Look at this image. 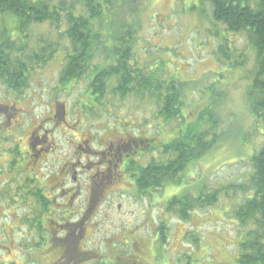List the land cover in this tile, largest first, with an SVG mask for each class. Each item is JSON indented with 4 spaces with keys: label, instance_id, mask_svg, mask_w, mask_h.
Here are the masks:
<instances>
[{
    "label": "rangeland",
    "instance_id": "1",
    "mask_svg": "<svg viewBox=\"0 0 264 264\" xmlns=\"http://www.w3.org/2000/svg\"><path fill=\"white\" fill-rule=\"evenodd\" d=\"M133 1L136 6L135 20L129 16L132 14L127 8L122 9V12L115 11L112 15H116V21L122 16L127 23H133L134 20L135 23L141 24L135 48L139 63L152 65L155 72H161L163 79H169L171 76L179 82L187 83L189 87L194 86L191 92L195 91V93L183 88L186 92H182L185 96L184 101L190 104L186 110L190 115L188 114L184 126L194 122L201 110L217 101L215 113L218 121V141L211 152L200 161L191 164L189 172H185L186 177L181 185L167 186L161 192H154L153 197L147 196L143 199L132 196L133 193L130 191L132 188L128 183H121L108 189L105 192L107 196L101 197L96 202L89 217L84 221L87 231L85 238L89 239L86 245L89 249L94 248L100 253L110 245L111 249L106 250L110 256L105 260L109 264H118L117 257L125 261L124 264H237L239 232H246L250 227H238L239 224L233 219L232 212L245 201V198H248L245 194L237 189L222 192L219 203L214 207L216 212L214 216L211 215L210 210L207 216L206 211L198 212L189 222H182L165 214L164 209L174 196L186 192L197 197L200 191L207 193L230 185L239 186L248 183L252 172L250 160L263 144L261 132L263 129L256 124L249 100L257 69L256 54L249 45L246 33L227 32L224 25L215 21L213 7L207 1ZM115 19H111L113 29L118 27ZM14 27L15 22L10 16H0V32L4 29L10 32ZM30 34V50L43 48L49 41L55 40L54 31L46 25L32 28ZM63 51L42 70H38V74L31 80L25 99L8 95L0 87V104L9 108L13 118L11 125L7 115L0 114V130L4 133L1 135L0 132V151L15 148L17 145L21 149L24 148L28 134L34 127L39 126L35 132H42L41 136L48 138L44 140L42 137L36 146L38 148L41 146L44 150L48 149L51 154L49 158L46 153L44 155L46 158L39 159L43 164L36 166L35 169L25 166L24 169L15 172V178L22 180L27 176L26 173L39 170L41 167L58 173V170L64 169L66 164L71 167L72 159L76 158L78 178L84 186L87 175L84 173L83 165L89 166L87 163L91 158L85 157L81 148L75 149L82 134H87L86 139L90 135L94 136L89 144L95 150L100 149L103 144L107 145L115 136H122L120 134L122 132L131 136L141 135L142 138L155 139L152 140L153 142L162 141L169 136L173 139L176 136V132L167 133L174 124L166 126L156 115V109L150 101L139 102L129 99L120 105L122 110L119 113L113 110L112 105L106 106V113L98 118L84 120L80 117V111L77 109L82 106L79 105L78 100L81 99V93L86 88V82L81 80L71 91L62 90L58 80L65 60ZM56 102H58L56 108L60 113L62 106H66L69 122L73 128H80L79 131H70L66 125L56 128L48 124L49 120H44L45 116L48 117L51 111L55 110ZM15 104L18 109L23 108L26 111V115L21 120L18 117L15 119L12 115ZM2 110L4 111V108ZM134 115H137V118ZM16 120L20 125L17 128ZM127 122L133 125L125 124ZM162 128H165V133ZM207 128V125H203L202 131ZM15 130L17 137L14 143L12 134ZM3 135L6 141H3ZM43 141L46 143H42ZM50 146H53L54 150L50 149ZM84 149L87 150V147ZM3 151L1 153L5 152ZM8 152L0 157L2 166L0 169L2 174L0 175V264H51L56 249L51 250L52 242L48 238L45 243L41 241L40 246L32 250L33 255L23 247V245L30 247L38 239L35 237L32 244H28L30 235L23 220L29 210L25 206L26 202L19 200L17 203L13 201L12 203L6 200L8 195L4 196V181L10 178L9 171L20 169L21 163L24 162V157L22 158L24 154L20 151L21 154L17 153V159L16 156L14 158L16 160L12 169L8 162L13 160V157ZM151 157L146 153L144 158L149 160ZM31 159L35 160L33 156ZM41 175L39 173L38 177L40 178ZM52 176L55 177L50 178L51 187L54 186V182H59L56 175ZM16 182L20 183V181ZM53 192L52 189L50 196L55 198L56 194ZM85 192L83 188L80 197L75 199L73 207L70 204L66 206V210L79 213L78 218H72L74 222L81 219V215L85 214L84 211L90 205ZM62 203L63 201L58 200L57 205ZM12 204H15L14 208L10 207ZM57 205L54 209L59 210V217L51 219L63 223L65 209ZM162 222H167L170 227L166 246L160 242L156 232L157 226ZM49 227L50 230H56L52 223ZM42 235L46 236L48 233L44 232ZM37 249L42 250L37 251ZM46 249H50L51 253H45ZM30 257L31 260L36 261L30 263ZM40 259L41 262L38 261Z\"/></svg>",
    "mask_w": 264,
    "mask_h": 264
},
{
    "label": "trees",
    "instance_id": "2",
    "mask_svg": "<svg viewBox=\"0 0 264 264\" xmlns=\"http://www.w3.org/2000/svg\"><path fill=\"white\" fill-rule=\"evenodd\" d=\"M199 1L212 5L215 21L224 25L227 32L246 33L248 36L249 45L256 54L257 68L251 87L253 92L249 96L250 110L258 127L263 129V144L250 160L252 172L248 183L207 193L200 191L197 197L190 192L174 196L166 204L164 213L182 222H189L198 212L206 211L207 216L210 210L214 216V207L219 203L221 193L237 189L248 198L232 212L233 219L240 228L250 227L246 232H239L237 264H264V0ZM124 8L135 20L133 0H0V16H10L15 22L10 32L6 29L0 32V87L8 95L24 99L38 70L54 60L65 46L67 51H63L65 60L58 83L62 90L71 91L81 80L86 82L78 100L82 107L77 109L84 120L104 115L106 106L113 105V110L119 113L122 110L120 105L129 99L152 102L156 115L164 124H174L167 133L176 132V136L156 142L145 137L147 142H151L146 153L152 157L146 160L143 156L140 163L131 164L127 183L133 185L130 190L133 197H153L154 192H161L167 186L181 185L191 164L200 161L216 147L218 121L215 110L218 105L215 101L210 107H205L194 122L184 126L190 115L186 113L190 104L184 101L182 92H185L183 88L191 92L194 86L189 87L171 76L163 79L161 72H155L152 65L139 63L135 48L141 24L133 19V23H127L122 16L116 21V15H112ZM111 19L117 22L116 29H113ZM44 25L54 31L55 40L43 48L30 50L31 29ZM213 94L216 95L215 92ZM203 125L208 126L204 131ZM162 131L165 133V128ZM139 136L132 135L134 138ZM130 191L127 190L129 194ZM35 198L36 210H47L53 205L39 193ZM87 212L85 214L90 215ZM38 219L36 213L25 216L23 220L25 226L35 227ZM169 230L167 222L157 226L159 240L165 246ZM29 235L28 244H32L31 239L37 236L42 241V233ZM37 246L38 240L30 247L23 245L32 255ZM107 249L111 246L108 245L103 253L89 249L93 255L99 256L95 259L96 264H109L105 261L110 256ZM35 261L30 257V263ZM116 262L126 263L118 257Z\"/></svg>",
    "mask_w": 264,
    "mask_h": 264
},
{
    "label": "flooded vegetation",
    "instance_id": "3",
    "mask_svg": "<svg viewBox=\"0 0 264 264\" xmlns=\"http://www.w3.org/2000/svg\"><path fill=\"white\" fill-rule=\"evenodd\" d=\"M16 105L17 104H15L12 109L14 112L12 115L13 117H15V119L18 117L21 120L22 117L26 115V111L23 108L18 109ZM54 105L55 110L51 111V115H49L48 117L45 116L44 120H49L48 124L56 128L60 125H66L70 129V131H79L80 128H73V126L69 122L66 106H62V111L60 113L56 108L58 102H56ZM2 108H4V111L2 110ZM9 112V108L4 107V105L0 104V114H6L9 123L12 125L11 121L13 118ZM18 126H20L19 121L16 120L15 127L17 128ZM38 128L39 126L34 127L28 134V137L25 140L26 145L24 148L21 149L17 145L15 148L4 150L5 152L1 150L4 153H1L0 151V157L8 151V153L12 155L13 160L8 162V165L10 164V167H12V169L18 156L17 153L24 154L22 156V158L24 157V162L21 163V168L16 171L13 170V172L12 170H10V178L4 181V196L8 195V198H6V200L10 202L13 201L17 203L19 200L26 202L25 206L29 208V210L26 212L27 216H34L37 213L39 219L35 223V227L27 226V232L31 233L32 236L33 233H48V235H46L47 237L44 235L42 236V242L45 243L46 238H48V240L52 242L51 250L56 249V253H52L54 257L51 264H96L95 259H97V257L99 256L97 254L93 255V252L89 251V247L86 245L89 239L87 240L85 238L87 231L84 221L89 217V214L81 215V219H78L74 222L72 218H78L79 213L66 210V206L67 204H70V206L73 207L75 199L80 197L83 188H85V193L86 196H88L87 198L90 205L84 211V213H86L87 211L91 213V211L95 207L96 202L101 199V197L107 196L105 192L108 189L114 188L121 183H127L126 180H129L130 178L128 169L130 168L132 163H140L141 158L146 154V150L151 147V142H147L145 137L142 138L141 136H139L138 138H134L127 133L122 136H115L114 139L109 140V143L107 145L103 144L100 149L95 150L89 144L93 140L94 136L90 135L89 138L86 139L87 134H82L80 136V139L78 140L79 143H77V145L75 146V149L81 148V151L85 153V157L88 156L89 158H91L88 159L89 163L86 162L87 164H89V166L85 167V165H83L84 173H86L87 175V179L85 181L86 183L84 184V186L82 184V181H80V179L78 178L76 168L78 164H75L76 158L72 159V162L70 163L71 167H69L70 165L66 164L64 165V169L62 168L58 170V173L47 171L46 169H43V167H41L42 169L40 168L39 170L36 169V171L34 170L30 173H26L27 176H25V178H23L22 180H19L15 178V172L24 169L25 166H30V169H35L36 166L43 164V161H40L39 159L46 158V156H44L46 153L47 158H49V156L51 155L48 149L44 150L41 146L39 148L36 146V143H39L42 137H44V135L41 136L42 132H35V130ZM0 132L2 135V130H0ZM47 132L48 131H45V133ZM15 133H17V130H15L12 134L13 140L17 137V134ZM47 138L48 136H45L43 139L46 140ZM3 141H6L5 136ZM15 142L16 141L14 140V143ZM42 143H46V141H43ZM52 144L55 146L54 142ZM84 147H87V150L84 149ZM50 149L54 150V147L50 146ZM20 151L22 152L20 153ZM34 153L36 154L33 155ZM15 156L16 159H14ZM32 156L35 158L34 161L31 159ZM92 159L94 160L93 162ZM1 168L2 166L0 165V169ZM39 173L42 174L40 178L38 177ZM0 175L2 174L0 173ZM12 175L14 176L13 178ZM52 175H56V178L59 179V182H54V186L51 187L50 178L55 177ZM12 180L14 181L11 182ZM16 181H20V183L17 184ZM63 181L65 182L63 183ZM128 184L131 187L133 186L130 183ZM81 186H83V188ZM52 189L54 190L53 194H56L55 198H52L50 196ZM37 193L41 194L44 200H47L49 202L52 201L53 205L50 209H47L48 211L42 209H34L36 207L35 197ZM138 196L140 199H143L141 195ZM58 200L63 201V203L57 205ZM55 205L59 207L61 206L60 208L65 209L63 223H58V221L51 219V217L58 218L60 214L59 210L57 211L54 209ZM10 207L14 208L15 204H12ZM50 223L55 226L56 230H50ZM36 239H38V243L40 246L41 243L39 238L36 237ZM31 240H33V238ZM38 250L42 249H37V251ZM51 250L46 249L45 253H51ZM38 261L41 262L42 260L40 259Z\"/></svg>",
    "mask_w": 264,
    "mask_h": 264
}]
</instances>
